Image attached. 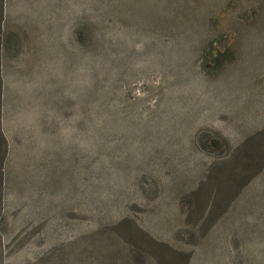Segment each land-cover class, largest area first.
<instances>
[{"label": "rangeland", "instance_id": "374dc122", "mask_svg": "<svg viewBox=\"0 0 264 264\" xmlns=\"http://www.w3.org/2000/svg\"><path fill=\"white\" fill-rule=\"evenodd\" d=\"M3 12L0 264H264V0Z\"/></svg>", "mask_w": 264, "mask_h": 264}, {"label": "trees", "instance_id": "16d2710c", "mask_svg": "<svg viewBox=\"0 0 264 264\" xmlns=\"http://www.w3.org/2000/svg\"><path fill=\"white\" fill-rule=\"evenodd\" d=\"M0 5H1V14H0V19H3L4 15V0H0ZM3 98V90L1 89V84H0V189L2 190L3 186V161L6 158L8 148H9V142L6 137V134L4 133L3 130V117L1 114L2 111V99ZM244 188V186L242 187Z\"/></svg>", "mask_w": 264, "mask_h": 264}]
</instances>
